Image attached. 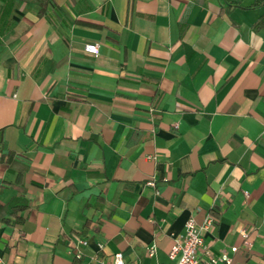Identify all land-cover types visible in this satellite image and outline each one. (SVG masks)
<instances>
[{"label":"crops","instance_id":"crops-1","mask_svg":"<svg viewBox=\"0 0 264 264\" xmlns=\"http://www.w3.org/2000/svg\"><path fill=\"white\" fill-rule=\"evenodd\" d=\"M254 1L0 0V264H174L208 215L214 253L264 264Z\"/></svg>","mask_w":264,"mask_h":264},{"label":"built area","instance_id":"built-area-1","mask_svg":"<svg viewBox=\"0 0 264 264\" xmlns=\"http://www.w3.org/2000/svg\"><path fill=\"white\" fill-rule=\"evenodd\" d=\"M85 49L88 52L97 54L99 44L96 42L87 43ZM212 224V217L208 215L203 224H198L194 217H189L185 223L184 232L175 236L173 244L169 250V258L174 264H233V256L229 250L223 249L219 253H214L210 246L205 242L203 229ZM246 237L245 243L251 245L248 233L243 232ZM88 240L80 238L71 252L76 256H82V247L86 246ZM102 247V243L99 244ZM232 252L237 250V246L230 248ZM148 255L153 256L156 252V244L153 243L147 248ZM0 258V262H1ZM100 264H130L124 252L116 251L109 256L100 258Z\"/></svg>","mask_w":264,"mask_h":264},{"label":"trees","instance_id":"trees-1","mask_svg":"<svg viewBox=\"0 0 264 264\" xmlns=\"http://www.w3.org/2000/svg\"><path fill=\"white\" fill-rule=\"evenodd\" d=\"M232 2V0H229ZM264 4V0H255L254 3L252 4V6H259V5H263Z\"/></svg>","mask_w":264,"mask_h":264}]
</instances>
